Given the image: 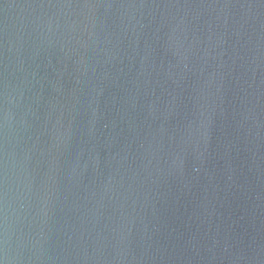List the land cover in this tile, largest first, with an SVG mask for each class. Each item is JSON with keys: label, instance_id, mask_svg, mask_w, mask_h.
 <instances>
[{"label": "water", "instance_id": "95a60500", "mask_svg": "<svg viewBox=\"0 0 264 264\" xmlns=\"http://www.w3.org/2000/svg\"><path fill=\"white\" fill-rule=\"evenodd\" d=\"M0 264H264V0H0Z\"/></svg>", "mask_w": 264, "mask_h": 264}]
</instances>
